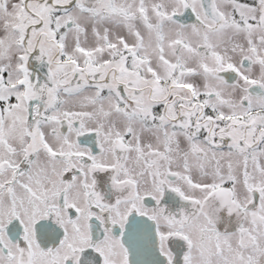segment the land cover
Wrapping results in <instances>:
<instances>
[{
  "label": "snow or ice",
  "instance_id": "1",
  "mask_svg": "<svg viewBox=\"0 0 264 264\" xmlns=\"http://www.w3.org/2000/svg\"><path fill=\"white\" fill-rule=\"evenodd\" d=\"M0 264H264V0H0Z\"/></svg>",
  "mask_w": 264,
  "mask_h": 264
}]
</instances>
